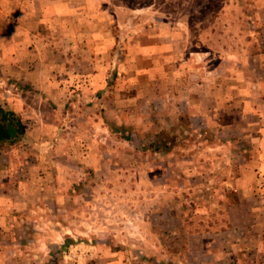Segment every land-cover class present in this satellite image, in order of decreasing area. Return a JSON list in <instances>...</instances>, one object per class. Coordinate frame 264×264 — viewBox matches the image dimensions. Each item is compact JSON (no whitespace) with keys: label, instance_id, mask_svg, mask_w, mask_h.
Listing matches in <instances>:
<instances>
[{"label":"rangeland","instance_id":"rangeland-1","mask_svg":"<svg viewBox=\"0 0 264 264\" xmlns=\"http://www.w3.org/2000/svg\"><path fill=\"white\" fill-rule=\"evenodd\" d=\"M112 3L118 12L113 35L119 61L131 30H164L177 38L174 57L187 61L184 86L194 81L193 66L221 65L264 88V0ZM1 24L0 19V30ZM123 74V67L107 72L101 90L114 92L123 121L110 123L107 132L87 130L79 122L64 132V141L53 138L54 145L39 146L36 171L49 173L41 186L54 201L44 203L43 215L52 220L60 242L53 252L81 255L67 257L65 264H109L113 261L105 256L115 252L124 264H188L187 254L198 251L200 240L220 233L228 220L248 217L246 210L228 205L235 198L232 189L249 182V177L233 178L241 144L231 137L222 147L213 132L189 118L185 105L148 111L141 100L131 101L135 91L123 84ZM77 85L71 88L78 91ZM79 102L91 107L94 101L74 97L65 108L77 111L73 106ZM97 106L94 112L105 118L104 111L113 112L112 106Z\"/></svg>","mask_w":264,"mask_h":264},{"label":"crops","instance_id":"crops-1","mask_svg":"<svg viewBox=\"0 0 264 264\" xmlns=\"http://www.w3.org/2000/svg\"><path fill=\"white\" fill-rule=\"evenodd\" d=\"M117 13L112 0H0V104L25 128L16 143L0 144V264H65L67 257H81L53 252L60 242L52 220L43 215L44 203L54 201L41 186L49 173L36 171L39 146L54 145L53 138L64 141V132L79 122L107 132L110 123L124 120L114 92L101 91L107 72L116 67H123L121 81L135 91L131 101L141 100L148 111L185 105L189 118L213 132L222 147L231 137L241 144L233 178L249 182L232 189L235 198L228 205L241 207L248 217L228 220L220 233L200 240L198 251L187 254L188 264H264L263 83H247L218 65L193 66L194 81L184 86L187 61L174 57L177 38L164 30H131L119 61L113 35ZM74 97L94 102L91 107L79 102L73 106L77 111L65 108ZM99 104L113 112L104 111L107 118L97 114ZM53 256L60 262L50 261ZM105 257H111L109 264H124L117 252Z\"/></svg>","mask_w":264,"mask_h":264},{"label":"trees","instance_id":"trees-1","mask_svg":"<svg viewBox=\"0 0 264 264\" xmlns=\"http://www.w3.org/2000/svg\"><path fill=\"white\" fill-rule=\"evenodd\" d=\"M25 128L19 117L12 111L0 106V144L17 141Z\"/></svg>","mask_w":264,"mask_h":264}]
</instances>
